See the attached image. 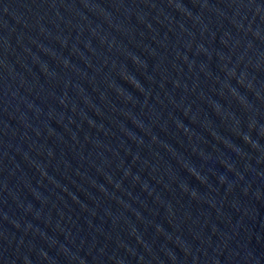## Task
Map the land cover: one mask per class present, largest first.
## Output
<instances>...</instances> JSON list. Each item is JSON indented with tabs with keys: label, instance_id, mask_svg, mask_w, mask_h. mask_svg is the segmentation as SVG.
I'll return each instance as SVG.
<instances>
[{
	"label": "water",
	"instance_id": "1",
	"mask_svg": "<svg viewBox=\"0 0 264 264\" xmlns=\"http://www.w3.org/2000/svg\"><path fill=\"white\" fill-rule=\"evenodd\" d=\"M0 264H264V0H0Z\"/></svg>",
	"mask_w": 264,
	"mask_h": 264
}]
</instances>
